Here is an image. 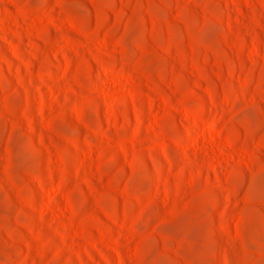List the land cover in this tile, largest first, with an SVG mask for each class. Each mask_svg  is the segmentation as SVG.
<instances>
[{
	"label": "rangeland",
	"instance_id": "1",
	"mask_svg": "<svg viewBox=\"0 0 264 264\" xmlns=\"http://www.w3.org/2000/svg\"><path fill=\"white\" fill-rule=\"evenodd\" d=\"M0 264H264V0H0Z\"/></svg>",
	"mask_w": 264,
	"mask_h": 264
}]
</instances>
